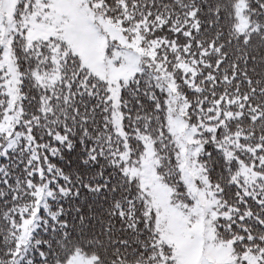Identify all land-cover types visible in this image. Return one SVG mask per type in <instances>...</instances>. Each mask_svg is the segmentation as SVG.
I'll use <instances>...</instances> for the list:
<instances>
[{"label": "snow or ice", "instance_id": "6c2138e0", "mask_svg": "<svg viewBox=\"0 0 264 264\" xmlns=\"http://www.w3.org/2000/svg\"><path fill=\"white\" fill-rule=\"evenodd\" d=\"M0 264H264V0H0Z\"/></svg>", "mask_w": 264, "mask_h": 264}]
</instances>
